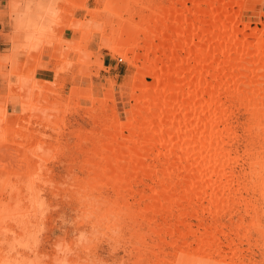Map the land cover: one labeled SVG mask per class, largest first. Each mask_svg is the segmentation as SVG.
Returning a JSON list of instances; mask_svg holds the SVG:
<instances>
[{"label":"bare ground","instance_id":"6f19581e","mask_svg":"<svg viewBox=\"0 0 264 264\" xmlns=\"http://www.w3.org/2000/svg\"><path fill=\"white\" fill-rule=\"evenodd\" d=\"M170 1L166 8H155L156 15L149 7V15L138 24L115 29L119 36L108 49L130 54L128 64L136 69L128 86L133 103L121 120L109 82L105 93L113 105L108 108L104 94L101 110L90 111L94 124L103 126V135L116 144L100 146L104 156L95 167L114 192L116 215H127L136 257L143 256L149 264H243L231 236L248 241L249 229L264 233L255 217L259 208L246 197L255 194L264 204V20H248L243 0ZM59 2L39 0L41 7L23 17L14 13V0L0 3V43L7 46L0 51V83H7L0 97V151L6 149L0 157V264H101L97 244H91L94 234L81 232L75 241L55 243L48 253L39 248L48 151L41 136L28 127L37 120L39 126L53 128L41 114L52 101L46 103L36 92L42 84L36 78L38 66L26 70L24 62L61 45ZM256 15L264 17V11ZM70 25L84 30L86 40L104 32L92 21ZM10 106L20 112L13 119L8 117ZM239 108L245 113L241 133L233 124ZM18 122L24 130L11 128ZM239 164L243 170H236ZM90 189L78 198L81 207L90 203ZM129 196L138 198L137 206L132 207ZM239 206L245 214L252 213L247 227L242 218L236 224L231 219L222 222L227 211ZM92 214H81L78 227ZM141 227L158 237L149 249L141 247ZM222 238L228 240L226 252ZM164 246L170 249L167 254ZM76 248H82L87 259L69 258Z\"/></svg>","mask_w":264,"mask_h":264},{"label":"rangeland","instance_id":"374dc122","mask_svg":"<svg viewBox=\"0 0 264 264\" xmlns=\"http://www.w3.org/2000/svg\"><path fill=\"white\" fill-rule=\"evenodd\" d=\"M5 1L0 0V3L3 5ZM175 1L182 0H173V2ZM262 1L264 0H245L244 3L243 0V11L249 13L247 15L248 20H258L259 18L258 23L264 20V17L256 15L260 11H264ZM170 2V0H60L58 8L63 23L57 32V40L60 42L61 47L59 46L56 50L46 48L38 60L31 59L32 62L28 59L27 63L24 62L25 67H23L26 70L27 66L30 68L32 64L38 66L35 70L37 73L36 78L42 84L40 85L41 88L39 87L41 90L37 89L36 92L41 94L40 96L44 101L47 100L46 103H51L50 108L45 109L44 113L41 114L42 116L46 114L45 119L52 122L54 128L41 127L38 125L40 121L37 120H33L29 127L27 125L30 132L41 136L42 141L46 144L47 155L49 154L46 155L48 162L44 166L46 173L43 177L48 182L44 184L45 194L42 195L43 207L46 208H44V214L46 213L44 216L46 217L42 222L44 229L40 237L41 244L39 248L41 251L51 252L57 242L75 241L79 237V233L82 232L86 236L95 235H92L96 238L93 237L91 244H97V259L101 264L135 263L136 252L131 251L134 240L132 239L133 231L130 222L126 214L121 217L116 215L118 208L114 192L109 181L95 167L100 155L104 156L103 152L99 150L100 146L110 144V146L115 147L116 144L111 142V138L103 135V126L94 124L95 122L91 118L92 112L90 111L94 110L96 113L101 110V104L99 103L105 99V91L110 84L109 82H112L114 85V105L120 114L121 120H125L124 111L129 108V103H133L132 99H129V87L136 69L128 64L127 57L130 54L127 57L120 53L113 54L108 47L113 42L114 37L119 36L120 31L115 34L117 27H123L131 23L138 24L141 18L149 15V7L154 9L156 15L159 10L155 8H166ZM186 6L191 8L190 1H187ZM76 21L79 23L92 21L103 27L104 32L101 34L95 33L96 35L93 34L92 38L86 40V34L82 33L84 30L73 29L70 25ZM261 24H264V22ZM258 27H261V25ZM262 30H264V25H262ZM6 48L7 46L0 43L1 52H4ZM151 81L150 77L145 78V82L151 83ZM2 83H0V97L5 94L7 85V83ZM51 88L53 90H50ZM91 98H99L98 103L97 101L91 103L89 100ZM108 99L107 97V101L104 100L105 103L108 102L109 107L106 105V108H110L113 103V101L110 102L111 99ZM104 101L102 102L103 105H105ZM15 114H20L19 109L10 106L8 117L13 119ZM234 118L233 124L237 125V131L241 133V121L245 119L242 108L235 110ZM18 124L20 125L19 122ZM19 125H12L11 128L24 130V126L22 128ZM10 131L8 132L12 134L13 131ZM241 140L238 141L237 146L240 154L243 150ZM5 150L4 148L3 153H5ZM3 153L1 149L0 157ZM88 161L89 165L85 166ZM240 166V164L237 165L236 170H243ZM89 168L90 172L88 171ZM146 183L149 182L146 181ZM136 187V185H133V189H136ZM89 189L93 190L90 203L81 207L78 198L80 199L81 194L89 191ZM246 197L258 206L259 210H257L255 217L259 221L262 232H264V212H262L264 204H262V200L251 193ZM137 200L136 196H129L128 198L132 207L137 206ZM233 212L227 211L221 218L222 222L228 223L231 219L233 224H236L242 218L243 224L247 227L252 219V213L245 214L242 206H239ZM87 213H93L91 220H87L85 224L78 227L81 214L87 215ZM206 215L204 214L205 217L208 216ZM189 220L190 223H193V227H196L197 221L192 218ZM97 222L100 224L99 226H91ZM224 230L228 231L229 229L225 228ZM141 233L144 235L143 240L145 242V245L141 247L142 249H149L151 243L156 242L158 237L155 234H150L143 227H141ZM248 235L250 236L248 241L238 240L235 235L231 236L237 243L238 254L243 264H264V233L249 229ZM116 237L118 238L114 241L117 242L114 243L112 240ZM221 240L222 244L224 243L222 245L224 250H222L228 251V240L225 238ZM111 247L115 248L114 252ZM163 249L166 254L170 250L166 246ZM68 257L72 259L79 258V260L86 258L82 248H76L68 254ZM139 257L142 260L138 262ZM139 257H136L139 264L147 263L143 256Z\"/></svg>","mask_w":264,"mask_h":264},{"label":"clouds","instance_id":"9594fccd","mask_svg":"<svg viewBox=\"0 0 264 264\" xmlns=\"http://www.w3.org/2000/svg\"><path fill=\"white\" fill-rule=\"evenodd\" d=\"M13 7L14 13L19 17H23L29 10H38L41 5L39 0H14Z\"/></svg>","mask_w":264,"mask_h":264}]
</instances>
